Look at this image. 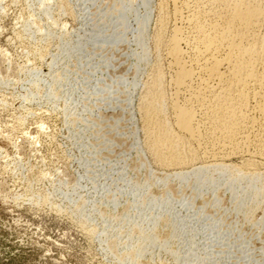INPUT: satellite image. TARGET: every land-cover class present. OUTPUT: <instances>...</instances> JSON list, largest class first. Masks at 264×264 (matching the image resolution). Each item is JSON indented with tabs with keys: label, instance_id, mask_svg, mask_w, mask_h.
<instances>
[{
	"label": "rangeland",
	"instance_id": "obj_1",
	"mask_svg": "<svg viewBox=\"0 0 264 264\" xmlns=\"http://www.w3.org/2000/svg\"><path fill=\"white\" fill-rule=\"evenodd\" d=\"M58 1L0 0V264H264L260 236L230 241L228 191L173 179L154 204L134 44L154 5Z\"/></svg>",
	"mask_w": 264,
	"mask_h": 264
},
{
	"label": "bare ground",
	"instance_id": "obj_2",
	"mask_svg": "<svg viewBox=\"0 0 264 264\" xmlns=\"http://www.w3.org/2000/svg\"><path fill=\"white\" fill-rule=\"evenodd\" d=\"M67 1H58L63 10ZM142 3L154 5V24L149 11L134 43L146 76L136 112L144 149L167 185L154 204L175 203L173 179L200 197L228 191L224 203L237 223L230 241L260 236L264 262V0ZM114 4L117 20L135 12L133 0Z\"/></svg>",
	"mask_w": 264,
	"mask_h": 264
}]
</instances>
